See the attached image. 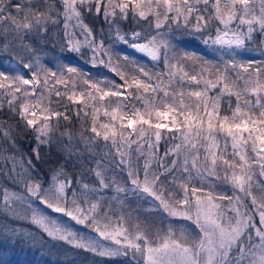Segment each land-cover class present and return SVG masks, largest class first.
<instances>
[{
  "label": "snow or ice",
  "instance_id": "obj_1",
  "mask_svg": "<svg viewBox=\"0 0 264 264\" xmlns=\"http://www.w3.org/2000/svg\"><path fill=\"white\" fill-rule=\"evenodd\" d=\"M5 160L0 216L41 242L98 264H264V0H0Z\"/></svg>",
  "mask_w": 264,
  "mask_h": 264
},
{
  "label": "rangeland",
  "instance_id": "obj_2",
  "mask_svg": "<svg viewBox=\"0 0 264 264\" xmlns=\"http://www.w3.org/2000/svg\"><path fill=\"white\" fill-rule=\"evenodd\" d=\"M99 27H106V25L103 24V26H99ZM181 39H184L186 41V43L182 46L183 49L193 48L200 51L202 54H204L207 51V49L203 45H201L198 41H192L191 38L189 37H183ZM50 46L51 45H49V47ZM122 50L126 51L129 54L135 55L138 60L140 59V56L132 53L131 49H122ZM64 55H70V54L64 53ZM74 63H76L77 66L83 67L85 70H87L88 66L83 60H76L74 61ZM102 74L104 73L103 70L101 69H93L92 72L90 73V75L93 76H98ZM101 119L103 120L106 118L101 117ZM10 167H11V162H7L5 160L3 163H0V170L3 173H4L3 170L5 168H10ZM69 169L71 170V168ZM3 188H7L8 190H16L15 186L12 183L9 182L7 184H1L0 182V203H2L3 200V190H2ZM141 219H143V217H141ZM7 221L9 223H7ZM10 222L13 223L11 224ZM5 224H7V228L4 227ZM13 226L17 227L18 231H23L25 233L30 231L33 234V236L36 237V240L29 241L24 238L13 239L12 235L9 232V230ZM40 233H41L40 230L36 228V226L28 222L27 220H6L5 217L0 216V264H33L32 262H34L35 261L34 259H36L35 257H37L35 255L34 249H39L43 244H47V246L57 245L61 247L60 242L51 240L47 236H44V242H41L40 236L42 235V233L41 234ZM64 247L66 248V245ZM89 254L91 255V253ZM89 258L91 260H97V261L98 259H100L99 257H95L94 255L92 257L90 256Z\"/></svg>",
  "mask_w": 264,
  "mask_h": 264
},
{
  "label": "trees",
  "instance_id": "obj_3",
  "mask_svg": "<svg viewBox=\"0 0 264 264\" xmlns=\"http://www.w3.org/2000/svg\"><path fill=\"white\" fill-rule=\"evenodd\" d=\"M12 3H17V0H12ZM91 23H94L95 27L103 26V23L98 18H92L90 20ZM186 51H192V52H198L199 54H202L200 51L193 49V48H185ZM149 67H152L149 64ZM71 115V112L69 113ZM65 127L71 128L73 131H76L79 129L80 124L79 121L73 116V119L71 123L68 122H61V130H63ZM18 143L22 146V150L25 153H30V149L33 148L36 144V141L34 140L31 133L23 132L21 131L20 137H18ZM40 153L41 156H44L46 151H49V149L45 145H40ZM161 152H163V141L161 143ZM51 155L47 159V163L40 164V170L42 173H46L49 169V167L53 164H55L57 161L62 160V156L56 152L55 148H52ZM7 162H11L10 160H6ZM69 168H71V165H69ZM0 182L1 184H7L9 183L7 179H5L4 173L0 170ZM131 208L136 209L138 208L137 203L134 200H130ZM142 208H148V205H142L140 206ZM141 217H143L141 215ZM7 223H9L7 221ZM11 223V222H10ZM13 223V222H12ZM11 223V224H12ZM28 229V227H27ZM41 234V233H40ZM23 247V246H22ZM67 247V246H66ZM64 246L60 247L57 245H49L43 244L39 249H34L35 261L32 262L33 264H98L97 260H91L89 257L93 256L90 255L87 252H84L83 250L79 249H73L70 251H65Z\"/></svg>",
  "mask_w": 264,
  "mask_h": 264
},
{
  "label": "water",
  "instance_id": "obj_4",
  "mask_svg": "<svg viewBox=\"0 0 264 264\" xmlns=\"http://www.w3.org/2000/svg\"><path fill=\"white\" fill-rule=\"evenodd\" d=\"M137 55H139V54H137Z\"/></svg>",
  "mask_w": 264,
  "mask_h": 264
}]
</instances>
